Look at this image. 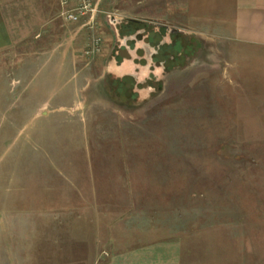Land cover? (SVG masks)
Here are the masks:
<instances>
[{
  "label": "rangeland",
  "instance_id": "1",
  "mask_svg": "<svg viewBox=\"0 0 264 264\" xmlns=\"http://www.w3.org/2000/svg\"><path fill=\"white\" fill-rule=\"evenodd\" d=\"M51 24L45 40L72 36ZM96 28L93 58L113 38ZM170 42L173 59L138 87L101 73L139 59L87 56L77 81L72 59H0V264H107L118 220L146 214L148 195L174 218L188 264H264L258 61L222 59L193 34Z\"/></svg>",
  "mask_w": 264,
  "mask_h": 264
},
{
  "label": "crops",
  "instance_id": "2",
  "mask_svg": "<svg viewBox=\"0 0 264 264\" xmlns=\"http://www.w3.org/2000/svg\"><path fill=\"white\" fill-rule=\"evenodd\" d=\"M91 2L97 10L95 30L98 25V30L107 29L106 35L110 36V32L113 37L106 42L101 54L88 57L98 60L95 67L103 65L99 59H116L114 54L119 47L122 49L117 59H153L157 49L154 39L161 32L164 41L160 45L165 46L170 44L173 32L181 36L193 34L211 42L222 59L237 62L241 59L243 64L247 62L245 59H257L259 73L255 78L258 81L255 91L263 96L264 89L259 91V80L264 81V0ZM59 13V0H0V59H72V79H80L85 69L81 61L87 59L81 51L88 42L90 31L85 26V19L68 24ZM54 18L72 25V36L67 41L45 40L44 34L55 30L51 24ZM146 28L152 31V36L143 34ZM133 30H137V37L128 38ZM119 39H128V44L119 46ZM164 57L161 55L162 59ZM114 61L109 67L105 60L101 74L116 75V79H120L123 63L118 65ZM87 85L90 83L86 82L83 88ZM77 93L72 95L77 96ZM148 196L146 202L150 205L146 214L130 212L123 220H118L121 223L118 222L119 227H115L113 236L119 238L123 250L118 251L107 264H188L183 259L182 232L173 230L174 218L165 216L163 211L156 213L152 203L157 199L153 195Z\"/></svg>",
  "mask_w": 264,
  "mask_h": 264
},
{
  "label": "flooded vegetation",
  "instance_id": "3",
  "mask_svg": "<svg viewBox=\"0 0 264 264\" xmlns=\"http://www.w3.org/2000/svg\"><path fill=\"white\" fill-rule=\"evenodd\" d=\"M136 33L137 32H134V33L127 35V36H128V38L132 37L133 39H135L137 37V36H135ZM119 34L121 35L120 32H119ZM163 38L164 37H160L158 39V41L156 42V44H157L156 55L153 57V59H139V61L140 60L141 61L139 62V64H137V66H135L136 64L133 66L132 63H126L125 64V61L123 60V62H121V63H123L124 65L122 64V67L120 70L121 74H123V75L120 79H117V80H119V82L122 83V82H124L125 78H127L128 80L130 79L133 82H135V84H137V87H138V84H140L142 82L144 83L146 81V78L143 77L144 75L145 76L147 75L146 76L147 79H150L149 77L152 75L153 77H155V81H156L158 79V77L161 75V73L163 72V69H165V68H163L164 67L163 66L164 60L165 59H169V60L173 59L172 55H168V56L164 57L162 60H160L161 55H162L161 51L163 50V47L166 48L165 50L169 51L170 46L172 45V42H170V44L167 45V47L165 45H160L164 41ZM125 40L126 41H124V39L123 40L119 39V43H118L119 46L123 45V47H124V44H128V39H125ZM120 49H122V47H119L118 51H116V53L114 52L115 53L114 55H116V59L119 57L118 52ZM155 58H160V59H155ZM118 60H120V59H118ZM155 62H158L159 66H157L155 64ZM118 63L119 62H117V64ZM133 68H137V69L133 70Z\"/></svg>",
  "mask_w": 264,
  "mask_h": 264
},
{
  "label": "built area",
  "instance_id": "4",
  "mask_svg": "<svg viewBox=\"0 0 264 264\" xmlns=\"http://www.w3.org/2000/svg\"><path fill=\"white\" fill-rule=\"evenodd\" d=\"M59 5V16L64 22L76 24L85 19V26L90 31V43L85 55L93 57L99 52L101 42V39L95 34L96 7L91 0H59Z\"/></svg>",
  "mask_w": 264,
  "mask_h": 264
}]
</instances>
